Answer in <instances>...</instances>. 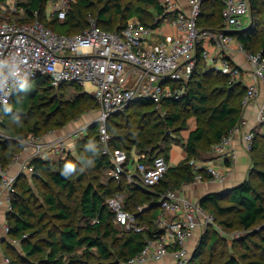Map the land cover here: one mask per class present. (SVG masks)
Masks as SVG:
<instances>
[{
	"label": "trees",
	"instance_id": "trees-1",
	"mask_svg": "<svg viewBox=\"0 0 264 264\" xmlns=\"http://www.w3.org/2000/svg\"><path fill=\"white\" fill-rule=\"evenodd\" d=\"M8 1L0 0V21L4 20L1 17L6 15L8 21L30 23L33 21V13L37 12L41 24L65 35L84 31L88 27L89 15L95 18L101 29L111 33L121 30L131 18L137 19L144 26L158 28L163 20L172 15L163 16V10L157 0H134L135 3L128 2L124 7H120L118 0H96L102 4L97 10L91 9L93 0H76L62 22L56 18L48 22L45 13L47 0L17 2L12 5L16 9L15 13L10 11ZM222 7L223 0H203L197 26L202 30L220 29ZM251 9L254 19L258 10L257 0H252ZM231 36L245 52L253 53V34L249 26L243 31L232 32ZM259 46L264 48V39ZM195 56L197 65L192 78L183 85L186 93L181 100L164 101L158 105L150 101L138 102L141 110L126 116L123 126L117 123V127L113 128L110 122L106 125V130L111 134L107 144L110 151L123 152L129 162L135 159L137 162L148 163L155 156H162L167 161L171 148L167 133L175 128L176 124V131L186 130V118L181 114L192 113V118H195L197 124L189 132L183 145L187 157L181 164L169 168L156 186L150 191H144L128 184L124 177L118 181L109 177L110 186H76L69 172L68 176H65L62 174L63 170L53 171L50 162L33 160L34 174H21L17 179L16 192L11 196V211L5 217L10 232L0 244L6 245L7 242L16 241L18 238L23 253L30 258H36L37 264H68V259L72 264H118L137 256L146 240L154 238L156 234L155 219L160 194L166 190L177 191L182 185L193 182L187 162L199 158L204 144L210 149L217 144L221 137L238 123L242 114L241 99L245 94V87H242L237 108L226 103L229 95H226V99L219 106H209V119L219 123V127L214 129L211 138L208 136V130L213 128L212 124L202 126L199 117L205 112L202 107L207 104V95L201 79L208 70L200 47ZM262 57L264 58V53ZM222 75L230 81L228 75ZM228 85V90H231L232 83L229 82ZM53 90L46 78L36 77L19 85L10 103L1 109L0 128L11 130L10 123L16 128L11 132V138L0 136V169L8 168L13 157L22 152L24 145L21 141L28 140L31 136L41 137L43 131L49 132L65 124L64 119L51 122V116L58 114L61 109L60 102L51 96ZM78 104V101L74 100L70 107L75 108ZM119 116L120 112L111 116V119L115 120ZM36 119L42 122L39 123ZM88 132L90 136L84 140L88 157L98 171H109L112 164L110 157L103 154L99 124L91 126ZM250 156V168L243 182L230 192L206 194L200 200V206L213 215L217 226L232 227L231 218H226L229 216L235 218L236 224L244 230L264 221V130L255 133ZM77 169L78 166H75L74 170ZM42 176L47 179L48 182L44 184L49 190L43 193V204H46L51 216L59 222L58 226L44 222L47 215L44 212H34L28 203L30 198H25L31 192L27 177L34 179ZM81 177L80 175L78 178ZM205 180L208 178L205 177ZM54 189L60 190L59 195H65L66 202L57 198L53 193ZM117 194L124 197L123 209L131 214L137 223H144L148 227L147 230L122 232L117 228L114 224V214L106 202ZM145 206V210L139 211V208ZM78 220L83 221L84 226L80 227ZM38 224L41 225L37 229ZM207 230L210 233L217 231L210 227ZM255 235L258 236L260 249L264 254V229ZM215 242L216 239L213 238L210 246ZM203 249V244H200L194 255L189 256L186 264H207L198 261ZM247 259L246 255L229 256L219 264H264V255L258 260Z\"/></svg>",
	"mask_w": 264,
	"mask_h": 264
},
{
	"label": "built area",
	"instance_id": "built-area-1",
	"mask_svg": "<svg viewBox=\"0 0 264 264\" xmlns=\"http://www.w3.org/2000/svg\"><path fill=\"white\" fill-rule=\"evenodd\" d=\"M75 1L47 0L51 9L49 15L45 11L47 21L56 18L62 22ZM157 2L163 16L172 14L163 22L171 19L176 35L163 38L159 27L144 26L135 18L127 20L121 30L111 33L101 29L95 18L89 15L88 27L74 35L52 31L40 23L37 12L33 13L30 23L1 20L0 78H6V82L0 88V120L1 109L10 103L14 88L30 79L46 78L54 89L64 85L80 87L99 107L96 122L99 124L100 143L104 146L103 154L110 157L112 164L109 176L116 181L124 177L128 184L150 191L167 173V161L162 156H155L148 163L135 159L129 162L123 152L110 151L107 144L111 137L105 122L133 101H150L158 105L164 101L181 100L186 93L183 85L192 78L197 65L195 55L198 47L207 67L216 68L231 79L238 78L241 69L234 66L231 59L232 52L236 51L244 53L251 68V81L244 85L242 114L238 123L211 147V151L225 164H234L237 151L233 148V140L239 136L243 150L250 153L255 133L264 130V58L260 53L245 52L237 42L232 45L231 35L225 34L242 30L250 13L249 1L223 0L222 27L217 30H202L197 26L203 0H186V12L180 9L177 0ZM10 11L15 13V7L10 6ZM208 46L213 50L210 51ZM17 70L26 77V82L12 75ZM86 86H91L92 90L87 91ZM255 105V126L247 128L244 113ZM79 131L82 130L70 132L68 137L76 138ZM42 142L41 137L33 136L21 141L24 145L22 152L13 157L8 168L0 169V230L4 239L10 232L5 217L11 211V196L16 192L17 179L21 174H34L33 160L47 161L49 154L65 147L64 138ZM31 150L29 159L21 163L18 172L9 174L8 169L18 162L19 156ZM187 165L194 183L205 181V177L207 181L217 183L225 180L224 172L212 162L191 159ZM123 198L117 194L106 200L114 214V224L134 232L147 230L146 225L140 226L123 209ZM145 208L141 207L139 211ZM209 227L218 229L213 215L205 211L198 201L180 198L175 191L166 190L159 196L154 238L146 240L137 256L118 264H152L167 257L171 258L170 264H186L190 256L187 242L197 232ZM2 240L0 237V242Z\"/></svg>",
	"mask_w": 264,
	"mask_h": 264
},
{
	"label": "rangeland",
	"instance_id": "rangeland-1",
	"mask_svg": "<svg viewBox=\"0 0 264 264\" xmlns=\"http://www.w3.org/2000/svg\"><path fill=\"white\" fill-rule=\"evenodd\" d=\"M28 0H9L8 5L12 6L17 2H26ZM258 1V10H256L255 17L252 19L251 12L248 15V18L244 21V26L242 29L249 26V29L252 30L253 34V45H252V54L260 53L262 57V53H264V48L260 47L259 44L264 39V0ZM91 9L97 10L102 7V4L97 2L96 0L92 1ZM120 7H124L128 2L135 3L134 0H118ZM111 5V3H110ZM8 9V8H7ZM47 15L50 14V7L46 6ZM6 16V15H5ZM3 16L1 19L6 20L7 18ZM113 28V27H112ZM110 28V29H112ZM232 37V36H231ZM232 39V45L236 44V40L234 37ZM236 52V51H235ZM244 57V61L246 62V58L244 53H240ZM231 57L233 58V52ZM241 69V68H240ZM208 72L202 77L201 82L204 87V91L207 95V104L202 107L205 112L201 114L199 117L201 119L200 124L205 126L208 123L212 124L210 130H208V136L211 138L214 129L219 127V123H215L209 119L210 111L209 106H219L222 101L226 99V95H229L226 103L233 107H238L239 100L242 93V87L244 88L246 82V75L243 70H241L239 77L235 79H231L233 88L228 90L229 82L226 78L223 77V73L216 69L211 68V66L206 67ZM87 91H91V86H86ZM87 95L82 89L76 86H60L57 89H54L51 93L56 100L60 102V111L56 115L51 116V122H56L59 120H65V124L60 128H55L49 132H42L41 138H45L46 140L56 139L63 137L66 138L67 145H65L63 150L57 149L52 154L48 155V162L53 171L59 170L62 171L66 164H73L78 166V169L75 171L74 168L69 171L70 178L75 182L76 186H86L88 184L93 185L95 188L99 186H110L109 184V173L108 171L101 170L98 171L94 164L92 163L90 157H88L86 152V146L84 145V140L90 136L88 132L89 128L95 124L100 112L99 107L94 102L91 96ZM74 100L78 101V105L75 108L70 107V105L74 102ZM138 102L133 101L127 107V109H123L120 111V116L115 120L110 119L105 122L106 125L109 124L113 127H117V123L124 125L126 116L130 115L132 112L134 113L136 110H141L138 105ZM183 118H186L187 129L184 131H176L177 124L175 128H172L167 134L169 136L168 144L172 145H180L183 147L185 136L189 133L188 131L196 126L195 118H192V113H183L181 114ZM37 122L41 123L42 121ZM35 120V121H36ZM113 120V121H112ZM11 130H7L4 128H0V136L9 139L11 138V132L16 128L14 124L9 125ZM79 131L78 136L76 138H69L68 135L72 131ZM262 131H258L261 133ZM108 135L111 134L107 131ZM179 146V147H180ZM164 145L161 146L163 148ZM178 147V148H179ZM203 149L199 154L200 157L207 156L211 153V149L206 144L201 148ZM181 162V159L178 160V163ZM249 171V170H248ZM248 173V172H247ZM82 176L80 179L79 176ZM247 177V176H246ZM27 180L30 183L31 192L28 193L25 198H30L29 205L34 212H44L47 217L44 222H49L58 226L59 222H57L53 216H51L48 207L46 204H43V193L48 192V188L44 182H48L45 176L42 178H34L27 177ZM60 190L54 189L53 193L57 195L59 200L66 202L65 195H59ZM80 192V191H79ZM231 218L232 227H225L218 225V229L216 232L210 233L208 230L203 231V229L199 232L198 236L195 237V241L193 242L192 250H190L191 257L194 255L196 250H198V246L203 244L204 249L201 250V254L199 255L198 261L207 263V264H219L224 259L229 256L241 257L246 255L248 257L247 260H258L260 256H263L262 250L260 249V241L256 233L260 232L264 229V221H259L252 228L248 230H244L240 228L235 221V218L232 216L226 217ZM78 225L80 227L84 226V222L78 220ZM146 223V222H145ZM41 224L37 225V229ZM140 226L145 225L144 223L139 224ZM119 230L126 231L123 228L117 227ZM44 236V235H41ZM39 238L36 237L34 241ZM215 238L216 242L211 246L210 243L212 239ZM5 242H7L5 240ZM197 261V262H198ZM0 264H37L36 258H30L25 255L21 248V243L18 238H16L15 243L7 242L6 245L0 244ZM68 264H72V262L68 259ZM156 264V263H155Z\"/></svg>",
	"mask_w": 264,
	"mask_h": 264
},
{
	"label": "crops",
	"instance_id": "crops-1",
	"mask_svg": "<svg viewBox=\"0 0 264 264\" xmlns=\"http://www.w3.org/2000/svg\"><path fill=\"white\" fill-rule=\"evenodd\" d=\"M177 2L180 6V9L186 12L188 9L186 0H177ZM159 31L163 38L172 37L176 35V28L172 25L171 19L162 22L161 25L159 26ZM208 49L212 51L213 47L208 46ZM217 59L220 60L219 58ZM231 59H232L234 66L241 68V70L245 72L246 82H250L251 81V72H250L251 68H250L249 63L247 61L246 62L244 61V57L239 52H234L233 58L231 57ZM255 114H256V105L246 109L244 113V118L247 121V128L255 126ZM194 128L190 129L188 132H190ZM188 134L185 136L184 143L186 142L188 138ZM61 139H63V137H61ZM58 140H60V138L51 139V140H46L45 138H43L42 143L45 144L46 142H49V141L53 142V141H58ZM65 140L66 138L64 139V143L65 145H67L68 142H66ZM179 146L180 145H172L170 148V151L168 153V160H167L169 168L178 166L187 157V153L185 152L183 147L182 146L179 147ZM233 148L235 151H237V159L235 163L231 165H227L219 158H216V156L212 152L209 153L207 156L200 157L197 159V160L212 162L218 169H221L225 174V180L223 183L211 182L207 180L201 183L191 182L189 184L182 185L180 189L175 191L177 195L180 198H186L190 201H199L200 198L206 194L215 193L225 188H231L243 182L246 179L247 172L250 168L251 156H250V153H247L243 150L239 136H235L233 140ZM31 153H32V150L22 153L19 156L18 162L8 169V173L11 175H15L18 172L21 163L27 161ZM179 159H181L180 163H178ZM1 220H4V218H2ZM198 234L199 232L196 233L195 237L198 236ZM0 237L4 240V236L1 233V230H0ZM195 237H193L187 242V247L189 250H192ZM170 262H171V258L167 257L164 260L156 264H170ZM152 264H155V263H152Z\"/></svg>",
	"mask_w": 264,
	"mask_h": 264
},
{
	"label": "clouds",
	"instance_id": "clouds-1",
	"mask_svg": "<svg viewBox=\"0 0 264 264\" xmlns=\"http://www.w3.org/2000/svg\"><path fill=\"white\" fill-rule=\"evenodd\" d=\"M0 65H2V62H0ZM12 75L17 76L22 81L26 82V77L21 76L20 73H19V70H17L16 72H13ZM5 82H6V78H0V88H2L4 86ZM74 167H75V165H73V164H66L64 166L63 171H62V174L65 175V176H68V172L71 169H73Z\"/></svg>",
	"mask_w": 264,
	"mask_h": 264
},
{
	"label": "water",
	"instance_id": "water-1",
	"mask_svg": "<svg viewBox=\"0 0 264 264\" xmlns=\"http://www.w3.org/2000/svg\"><path fill=\"white\" fill-rule=\"evenodd\" d=\"M249 1V6H250V12H251V15H252V9H251V6H252V0H248ZM246 28H244V29H242V30H240V31H243V30H245ZM225 34H227V35H232V32H225ZM31 80V79H30ZM17 87L18 86H16L15 88H14V90H13V92H12V96L14 95V93H15V91L17 90ZM236 188V186H234V187H231V188H225V189H222V190H220V191H218L217 193H225V192H230V191H232L233 189H235ZM202 198V197H201ZM201 198H200V200H201ZM200 200L198 201V203L200 204ZM145 210V209H144Z\"/></svg>",
	"mask_w": 264,
	"mask_h": 264
}]
</instances>
